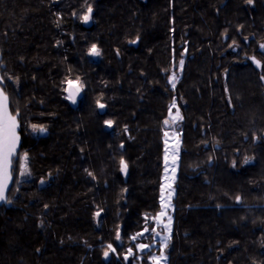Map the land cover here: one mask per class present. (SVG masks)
Segmentation results:
<instances>
[{
    "label": "trees",
    "instance_id": "obj_1",
    "mask_svg": "<svg viewBox=\"0 0 264 264\" xmlns=\"http://www.w3.org/2000/svg\"><path fill=\"white\" fill-rule=\"evenodd\" d=\"M262 44L264 0H0L1 88L28 177L0 205V264H125L123 241L160 208L173 101L165 264H264Z\"/></svg>",
    "mask_w": 264,
    "mask_h": 264
},
{
    "label": "rangeland",
    "instance_id": "obj_2",
    "mask_svg": "<svg viewBox=\"0 0 264 264\" xmlns=\"http://www.w3.org/2000/svg\"><path fill=\"white\" fill-rule=\"evenodd\" d=\"M181 68L182 65L179 63L176 69L180 70ZM178 78H179V73L170 75L168 78L169 85L173 87V85L176 84ZM3 81L4 80L2 78V73L0 72V90H2L1 87L3 86ZM72 85L78 90V92L80 91L79 87L76 84H72ZM64 100L69 101V98L66 94V89H65ZM76 101H78V98L76 99ZM177 112L179 113V116L176 115ZM9 113L12 115L10 111ZM181 120H182L181 110L178 106V103L176 101H173L169 106V111L166 118V121H168L167 130H164L165 138L163 142L162 174H161L160 189H159L160 208L157 214L155 215V217L153 218V220L151 221L153 224V229H148L147 231H145L144 229L139 234L133 235L135 239L131 237L129 240L123 241V245H124V247L122 248L123 251L118 252L116 256V260L117 261L120 260V263H122V259L126 257H127L126 261H124L125 264H140L142 260H146V261L148 260V262L154 264L155 258L161 256L166 258V252H167L166 249H168L169 237L172 228V210H173L172 201L174 198V186H175V178H176L175 176L177 174L178 160L180 154V142L178 138V130L181 124ZM18 129L19 127H17L16 129L17 136H18L17 133ZM37 132H38V128L37 130L34 131L33 127H31L30 130L28 131V133L34 137L37 135ZM19 141L20 139L18 140L17 143L15 155L12 158L13 162L10 170V179L6 185V191H5L6 200L8 197V192L11 187L13 178L15 181L17 179L26 180L28 178L27 172L24 175L20 174V172L22 171L20 165L22 164L21 158L23 157V155L21 152L18 154ZM169 193H171L170 201L168 199ZM162 194L164 197V203H170V207L166 209L163 208L162 206V202H161ZM3 203L5 202L0 201V205ZM161 211H165V215L163 217L159 215ZM169 217H171V224L168 226V228H165V225H168ZM147 225L149 226L150 224ZM157 233H159L160 235H157ZM164 238H167L166 248L164 247ZM117 241L120 240L117 239ZM139 245H145L146 247L144 250H141L138 247ZM129 249H131V254H129ZM156 249H158V252L155 251ZM145 252H151L147 256V259L146 257L144 258V255L141 256ZM160 264H165V259L161 260Z\"/></svg>",
    "mask_w": 264,
    "mask_h": 264
},
{
    "label": "snow or ice",
    "instance_id": "obj_3",
    "mask_svg": "<svg viewBox=\"0 0 264 264\" xmlns=\"http://www.w3.org/2000/svg\"><path fill=\"white\" fill-rule=\"evenodd\" d=\"M249 2H251V0H249ZM90 11L91 9H89V12ZM88 18H89L88 16L84 17L85 20H88ZM261 48L264 49V44L261 45ZM91 51H92V54L94 55L100 54L99 51L96 50L95 45H93ZM253 59L258 67L261 66L260 61L255 60V58ZM180 64L183 65V60L180 61ZM69 84L71 85L72 82L69 81ZM174 86L175 85H173V87ZM77 93H78V90H77ZM97 103L99 104L101 108L104 107V105L100 104L99 101H97ZM176 115L179 116V113L177 112ZM106 123L109 126H111L112 124L111 121H106ZM167 123L168 121H165V124ZM17 127H19V124H18L16 116L11 115L8 111V97L4 94L2 90H0V201H4L7 203H11L10 200H6L5 191H6L7 182L10 179V170H11V166L13 162L12 158L15 155L17 143L19 140V137L16 134ZM32 127L34 131L37 130L36 125H33ZM39 131L43 132L44 129L40 128ZM23 159H24V163L20 165L22 169V171L20 172L21 175H24L27 172V155H25ZM247 162H248V159L246 158L245 163ZM121 163L123 164L124 169H126L127 165L124 164L123 161ZM89 175H91V173H89ZM41 183H43V181ZM168 199L170 201L171 193H169ZM237 199L239 200V197H237ZM161 202H162L163 208L166 209L170 207V203H164L163 194L161 196ZM159 215L163 217L165 215V211H161ZM170 224H171V217L168 218V225H165V228H168ZM147 230L148 229H145V231ZM157 235H160V234L157 233ZM117 238L119 239V236ZM133 239H135V237H133ZM138 247L141 250H144L146 246L139 245ZM164 247L165 248L167 247V238H164ZM108 248L111 249L112 251H115V249L112 248L111 244L108 245ZM129 254H131V249H129ZM107 255L108 253L105 252V256ZM163 259H166V258L162 256L155 258L154 264H160L161 260Z\"/></svg>",
    "mask_w": 264,
    "mask_h": 264
},
{
    "label": "water",
    "instance_id": "obj_4",
    "mask_svg": "<svg viewBox=\"0 0 264 264\" xmlns=\"http://www.w3.org/2000/svg\"><path fill=\"white\" fill-rule=\"evenodd\" d=\"M85 25H88V20L85 22ZM93 57H94V55H93ZM66 94L69 98L71 105H74L76 102V99L78 97L77 90L73 86H69V87H67ZM73 101H75V102H73ZM99 112L100 113L102 112L101 108L99 109ZM167 125H168V123L167 124H165V122L163 123V130H167ZM124 261H126V258H124Z\"/></svg>",
    "mask_w": 264,
    "mask_h": 264
},
{
    "label": "flooded vegetation",
    "instance_id": "obj_5",
    "mask_svg": "<svg viewBox=\"0 0 264 264\" xmlns=\"http://www.w3.org/2000/svg\"><path fill=\"white\" fill-rule=\"evenodd\" d=\"M30 130V129H29ZM39 135V130H38V132H37V135L36 136H38Z\"/></svg>",
    "mask_w": 264,
    "mask_h": 264
}]
</instances>
